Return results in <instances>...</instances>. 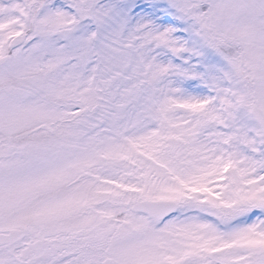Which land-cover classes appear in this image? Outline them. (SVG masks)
Returning a JSON list of instances; mask_svg holds the SVG:
<instances>
[{
  "label": "snow or ice",
  "instance_id": "6c2138e0",
  "mask_svg": "<svg viewBox=\"0 0 264 264\" xmlns=\"http://www.w3.org/2000/svg\"><path fill=\"white\" fill-rule=\"evenodd\" d=\"M0 264H264V0H0Z\"/></svg>",
  "mask_w": 264,
  "mask_h": 264
}]
</instances>
